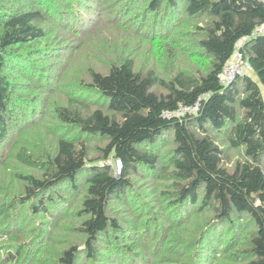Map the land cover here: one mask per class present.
<instances>
[{"label": "trees", "instance_id": "1", "mask_svg": "<svg viewBox=\"0 0 264 264\" xmlns=\"http://www.w3.org/2000/svg\"><path fill=\"white\" fill-rule=\"evenodd\" d=\"M33 1L35 4L0 0V155L35 100L24 96L18 85L30 77L44 79L33 64L30 44L48 36V26L60 18L74 30L75 24H80L81 31L104 23L94 15L85 25L90 10L81 2V10L86 12L76 10L79 18H74L72 8L67 17L53 16L59 7L56 0ZM93 1L92 6H97L100 0ZM140 1L128 0L127 9L139 6ZM144 1L140 16L156 15L159 9L180 4L192 18H209L197 26L198 37L193 41L208 57L205 70H177L163 78L153 68L137 70L133 57L121 51L101 67H90V81L79 87L80 94L52 111L60 123L78 130L83 140L85 136L103 137V158L108 159L92 162L86 143L66 135L56 134L52 143L37 152L17 147L15 161L29 170L16 169L7 183L0 181V189H5L0 193V218H5L0 221V236L11 235L8 228L24 207L32 216L43 213L54 217L58 192L79 186L77 180L83 175L84 194L76 212L81 220L76 230L83 235L84 245L59 249L50 264H111V260L140 264L144 258L141 244L125 241L139 224L115 209L117 204L127 208L130 175L139 168L170 182L164 208L192 203L198 214L207 211L208 218L190 230L187 241L165 235L154 251L160 253L157 263L142 264H220L221 259L264 264V33H254L264 22V0ZM125 14L120 10L117 20L124 16L125 21ZM239 41V51L256 79L246 72L222 84L220 73ZM106 51L101 54L106 56ZM17 76L22 80L17 81ZM95 100L101 107H92ZM196 102L199 109L193 114L165 115L179 105ZM169 136L172 147L161 160L160 143ZM225 147L242 148V159L236 160L232 169L223 164ZM116 161L120 162L118 172ZM225 228L236 231L221 247ZM144 233L142 230L140 235ZM11 246L14 249L5 251L6 260L0 264L27 253L18 243Z\"/></svg>", "mask_w": 264, "mask_h": 264}, {"label": "rangeland", "instance_id": "2", "mask_svg": "<svg viewBox=\"0 0 264 264\" xmlns=\"http://www.w3.org/2000/svg\"><path fill=\"white\" fill-rule=\"evenodd\" d=\"M56 1L59 7L52 13L53 16L67 17L72 8L74 18H79L78 13L86 12L83 8L84 12L81 10L79 5L81 2L85 9L88 7L90 10L89 14H86L90 16H85L87 17L85 25L94 15L96 19L101 21L103 19L104 23L98 26L92 25L91 28L81 31L78 28L80 24H75L74 30L64 24L65 20L61 21L60 18L56 23L48 26L51 29L48 36L30 44L33 64L38 66L40 72L42 71L44 79L30 77L23 80V84L18 85V90H22L24 96L28 98L33 96L35 100L32 106L26 108V117L19 124L15 134L4 143L0 155V181L4 184L10 180L14 170H29L15 161L14 150L17 147L21 146L29 151L34 149L37 152L52 143L56 134L76 137L79 138L77 141L85 142L89 157L94 163L108 159L103 158L102 149L106 144L103 137L85 136L83 140L84 136L78 134V130L60 123L52 111L54 106L66 104L80 94L79 87L90 81L88 73L90 67H101L104 61L116 59L119 51L133 57L137 70L146 72L153 68L163 78H169L177 70L188 73L204 71L208 65V57L203 50L195 46L193 41L198 37L197 26L204 25L209 18L206 15L192 18L186 14L180 4L177 8L159 9L156 15L147 13L146 16H140L143 14L144 0L132 9H127L130 5L128 0L118 2L100 0L97 6H92L93 0ZM120 10L126 13L125 21L124 16L117 20ZM240 44L241 41L237 43V49L233 52L235 55H232L226 63L234 60ZM45 47L46 50H44ZM34 48L40 49L41 52H35ZM104 51L109 54L106 56L101 54L105 53ZM95 59H98L100 64H96ZM247 73L256 79L252 70H248ZM20 80L22 78L17 76V81ZM154 90L162 91L158 87ZM91 98L94 99V97ZM92 107H101L100 101L95 100ZM171 147L170 136L161 141L160 150H158L161 160L168 157ZM238 159H242V148H224L222 160L226 167L232 169ZM83 178V175L78 178L79 186H67L58 192L59 197H55V206H53L54 217L43 213L32 216L33 212L27 207L18 212L16 221H13L8 228L11 235L0 236V262L6 260L5 251L14 249L11 246L12 243L20 244L27 253L24 257L19 256L14 262L4 261L6 264H50L59 249L75 243L79 247L84 245L83 235L76 230L81 220L76 212L81 206V198L84 194ZM130 179L132 188L127 192V208H123V204H117L115 209H118L121 215H128L135 222L137 221L139 228L136 231L130 230L132 236L125 241L130 243L136 241L137 244H141L144 258L140 264L147 261L157 263L156 259L160 256L158 251L154 252L157 249V242L162 241L165 235L170 239L181 237L187 241L190 230L196 228L199 222L201 224L208 219L205 216L207 211L198 214L197 206L192 203H185L177 208H172V205L164 208L163 205L168 201V195L165 193L170 191L168 186L170 182L159 178L157 174H149L137 168L131 173ZM4 190L0 189V193L2 194ZM161 199H164L163 202H160ZM4 219L0 218V221ZM2 226L3 223L0 222V232ZM142 230L145 233L140 235ZM235 231V228L228 230L225 228V236L219 245L222 247ZM4 242L9 245L3 246ZM26 256H28L27 260ZM216 257L222 258L220 255ZM220 261V264H239L238 261L230 262V259L228 262L224 259ZM97 263L106 264L105 261ZM109 263L117 264L118 262L111 260ZM79 264L86 263L81 261Z\"/></svg>", "mask_w": 264, "mask_h": 264}, {"label": "built area", "instance_id": "3", "mask_svg": "<svg viewBox=\"0 0 264 264\" xmlns=\"http://www.w3.org/2000/svg\"><path fill=\"white\" fill-rule=\"evenodd\" d=\"M254 33H264V22L255 27ZM235 55V54H232ZM250 70L249 63L244 60L242 53L237 50L236 57L232 62L226 63L223 70L220 73V82L222 84L230 83L237 75H242L243 73ZM199 109V102L193 105H179L175 110L169 112L165 111L167 116H183L186 114H193ZM116 172L120 170V162L116 161Z\"/></svg>", "mask_w": 264, "mask_h": 264}]
</instances>
